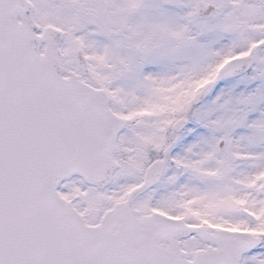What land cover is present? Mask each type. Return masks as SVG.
Segmentation results:
<instances>
[{
  "label": "snow or ice",
  "instance_id": "6c2138e0",
  "mask_svg": "<svg viewBox=\"0 0 264 264\" xmlns=\"http://www.w3.org/2000/svg\"><path fill=\"white\" fill-rule=\"evenodd\" d=\"M0 264H264V0H0Z\"/></svg>",
  "mask_w": 264,
  "mask_h": 264
}]
</instances>
